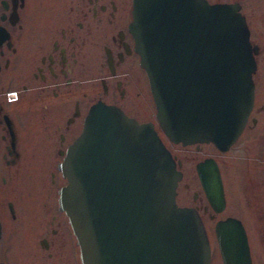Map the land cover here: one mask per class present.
Masks as SVG:
<instances>
[{"label": "flooded vegetation", "instance_id": "1", "mask_svg": "<svg viewBox=\"0 0 264 264\" xmlns=\"http://www.w3.org/2000/svg\"><path fill=\"white\" fill-rule=\"evenodd\" d=\"M133 1L0 0L2 170L10 176L35 170L26 156L63 159L91 106L114 105L139 123H151L168 149L181 173L176 202L201 217L211 246L210 264H226L215 234L220 222L223 233H244L250 264H264V0H206L235 6L245 17L255 61L252 107L227 148L212 142H174L161 130L131 31ZM195 60L187 58L186 71L197 80L207 67ZM204 163L216 170L222 183L225 200L219 209L209 201L199 176L198 167ZM187 171L189 178L182 184ZM50 176L55 182V172ZM232 191L238 192L237 202L230 200ZM41 192L37 190L42 198L38 206L34 200L23 201L33 208L31 216H23V203L19 209L7 201L10 216L5 217L0 201V262L43 264L46 256L64 254L65 264H81L77 238L58 198L57 214L47 217ZM27 193L32 199L33 193ZM24 226L31 230L29 237L21 234Z\"/></svg>", "mask_w": 264, "mask_h": 264}, {"label": "water", "instance_id": "2", "mask_svg": "<svg viewBox=\"0 0 264 264\" xmlns=\"http://www.w3.org/2000/svg\"><path fill=\"white\" fill-rule=\"evenodd\" d=\"M131 31L165 134L183 144L229 147L254 95L244 16L235 6L206 0H134ZM190 56L207 67L197 80L187 75ZM168 155L151 123L141 124L116 106L91 107L59 163L67 180L59 205L82 264H210L201 217L176 203L181 173ZM198 171L219 209L225 199L216 170L204 163ZM221 223L216 236L226 264H250L244 233H223Z\"/></svg>", "mask_w": 264, "mask_h": 264}, {"label": "rangeland", "instance_id": "3", "mask_svg": "<svg viewBox=\"0 0 264 264\" xmlns=\"http://www.w3.org/2000/svg\"><path fill=\"white\" fill-rule=\"evenodd\" d=\"M62 159V156H26V159L28 164L32 166L33 162L35 165V168L40 171L37 172L36 169L30 167L25 173H23V170L18 175L15 174V171L13 172V175L10 176L7 174V172L3 169L0 165V201L1 203H4L3 208L5 209V217L10 216L6 202L11 201L14 203L15 207L21 208L23 206L24 202L34 200L35 203H38L41 201L42 198L38 197L37 190L42 189L41 195L43 193V200L42 202H45V206L43 210L45 209V215L47 217H51L52 215H56V207H57V198H58V190L63 185L66 184V179L63 177L61 171L57 168L56 164ZM47 170V171H46ZM46 171V172H45ZM55 172V182H51L52 176H50V172ZM186 171V170H185ZM232 173V170L229 171V175ZM187 174L182 180L183 182L187 181L189 178ZM5 178V181H3L2 178ZM228 179V178H227ZM27 192H31L33 195L32 199L27 198L25 196H28ZM181 192V188H180ZM230 200L232 202L238 201V192H230L229 193ZM23 203V204H22ZM31 205H28L30 207ZM25 207V208H24ZM23 209V216L29 215L31 216L33 211V208H27L26 204H24ZM18 209V211H19ZM21 212V211H20ZM19 213V212H17ZM19 213L18 215H20ZM22 216V215H21ZM31 233V230L28 226H24L22 228L21 234L24 235V237H29ZM44 253L41 251L40 255ZM58 254H55L52 258L45 257L43 258V264H46L47 262L50 264H65V255L57 256ZM16 258V257H15ZM38 258H40L38 256ZM17 262H20L16 258ZM16 263V261H15ZM18 264V263H16ZM22 264V262H21ZM33 264V263H32Z\"/></svg>", "mask_w": 264, "mask_h": 264}]
</instances>
